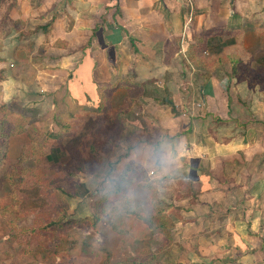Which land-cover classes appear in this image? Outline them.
I'll return each mask as SVG.
<instances>
[{"label":"crops","instance_id":"obj_1","mask_svg":"<svg viewBox=\"0 0 264 264\" xmlns=\"http://www.w3.org/2000/svg\"><path fill=\"white\" fill-rule=\"evenodd\" d=\"M126 84L138 92L125 120L134 133L113 151L114 170L130 166L136 142L178 147L165 178L168 259L264 264V183L244 184L250 166L264 167V0H0L1 101L54 112L72 101L65 114L95 115L104 89ZM118 214L119 229H106L113 256L160 235Z\"/></svg>","mask_w":264,"mask_h":264},{"label":"rangeland","instance_id":"obj_2","mask_svg":"<svg viewBox=\"0 0 264 264\" xmlns=\"http://www.w3.org/2000/svg\"><path fill=\"white\" fill-rule=\"evenodd\" d=\"M221 39L218 38L210 46L220 49L226 40ZM207 57L205 54L204 58ZM131 87L130 84L120 86L124 92H120V95L114 92L113 96L112 88L104 89L106 94H101L100 110L95 115L82 116L80 113L84 112L76 105L71 111L80 117L65 114L66 106L74 105L72 101L60 103L58 100L54 112L40 104L36 106L17 98H9L6 102L0 100V108H6V111L0 109V119L3 115L8 119L4 127H14L15 121L20 120L22 126L31 130L34 136L33 140H29L25 134L12 135L8 140L7 152L0 158V211L4 207L12 208L0 214V264L196 263L191 260L182 263L167 257L174 245L167 236L169 217L165 206L168 202L164 196L167 193L165 188H173V185L169 187L164 183L162 188H153L150 195L137 194L133 201L121 202L126 189L122 185V177L114 170V163L109 159L116 157L113 151L119 146L118 142L134 133L130 130L131 124L125 122L134 121V108L137 107L134 102L137 88L131 90ZM141 91L145 93L144 87ZM126 95L127 98L133 96L132 103L126 104ZM63 120L75 125L70 129L63 128ZM49 132L67 135L47 139ZM112 143L117 145L111 147ZM125 148L120 149L124 152L116 151L124 156L127 152ZM47 156H51V159ZM261 160H264V155ZM81 164L85 168L79 172L77 167ZM260 165L250 166L248 173L252 172V176L245 177L246 189L250 186L259 189L264 183V167ZM12 168H17V171L12 173ZM109 172H114L115 178L112 189L106 190L105 176ZM8 174L12 177L5 178L4 175ZM81 184L85 185L86 190L80 187ZM85 191L87 194L81 196ZM69 193L74 196L69 197ZM12 200L17 201L12 203ZM136 204L141 207L134 209ZM123 209L128 214L135 213L155 233L160 230V235L153 237L146 245H133L134 249L128 245V251L116 247L113 256L104 247L108 236L106 229L108 231L110 223L119 229L116 214ZM146 219L151 220L152 225ZM159 223H162L161 227H158ZM118 229H114V232L120 234ZM214 262L226 263L224 260Z\"/></svg>","mask_w":264,"mask_h":264},{"label":"clouds","instance_id":"obj_3","mask_svg":"<svg viewBox=\"0 0 264 264\" xmlns=\"http://www.w3.org/2000/svg\"><path fill=\"white\" fill-rule=\"evenodd\" d=\"M177 156L178 147H171L161 138L134 143L127 156L130 166L121 172L122 185L126 189L121 202H131L137 194L150 195L153 188H162L165 178L171 179L176 174ZM114 178V172L106 174V190L112 189Z\"/></svg>","mask_w":264,"mask_h":264},{"label":"trees","instance_id":"obj_4","mask_svg":"<svg viewBox=\"0 0 264 264\" xmlns=\"http://www.w3.org/2000/svg\"><path fill=\"white\" fill-rule=\"evenodd\" d=\"M1 111H6V108L5 107H2L0 108ZM71 116H74V117H80V116H75V114H71ZM15 120V119H14ZM8 119H6V115H3L0 119V124L2 125V127H0V158L1 156L5 155V153L7 152L8 150V140L9 138L12 136V135H15V134H25L29 140H33L34 139V136L33 134L31 133V130H26L23 126H22V121L20 120H16L15 121V126L14 127H11V128H6L4 127V123L7 122ZM62 127L63 128H67V129H70L72 126H74V124L72 123H66L64 120L62 121ZM65 135L67 134H58V133H47L46 137L47 139L49 138H62L64 137ZM111 141H109L108 143H110ZM117 143H112V146H115ZM48 159H51V156H47ZM22 159H20L19 163L21 162ZM18 164V163H17ZM16 164V165H17ZM97 166V163L96 165ZM85 168V165H79L77 167V171L81 172L83 169ZM17 171V168H12V173H15ZM5 178H11L12 176L10 174L8 175H4ZM121 178V177H120ZM4 179V178H3ZM80 187L84 188L85 189V185L84 184H81ZM71 194V195H70ZM87 194V191H85L83 194H81V196H85ZM79 195V194H78ZM69 197H72L74 196L72 193H69L68 194ZM17 200H12V203L15 202ZM11 207H4L1 211H0V214H3L4 211H10ZM159 218V217H158ZM97 220V218L95 219ZM85 221H88V220H85ZM149 225H152V221L151 220H145ZM160 223L158 224V227H159Z\"/></svg>","mask_w":264,"mask_h":264},{"label":"built area","instance_id":"obj_5","mask_svg":"<svg viewBox=\"0 0 264 264\" xmlns=\"http://www.w3.org/2000/svg\"><path fill=\"white\" fill-rule=\"evenodd\" d=\"M190 20L188 19L187 22H186V25L189 24Z\"/></svg>","mask_w":264,"mask_h":264}]
</instances>
